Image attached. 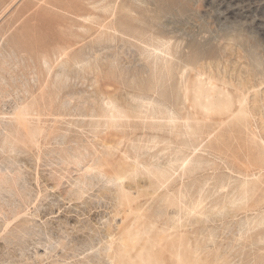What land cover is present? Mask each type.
<instances>
[{"label": "rangeland", "instance_id": "374dc122", "mask_svg": "<svg viewBox=\"0 0 264 264\" xmlns=\"http://www.w3.org/2000/svg\"><path fill=\"white\" fill-rule=\"evenodd\" d=\"M189 70L246 96L249 128L193 135ZM263 142L264 0H0V264H121L153 223L158 264H264Z\"/></svg>", "mask_w": 264, "mask_h": 264}, {"label": "bare ground", "instance_id": "6f19581e", "mask_svg": "<svg viewBox=\"0 0 264 264\" xmlns=\"http://www.w3.org/2000/svg\"><path fill=\"white\" fill-rule=\"evenodd\" d=\"M122 21L125 22V20ZM197 70L199 71V69ZM198 71L189 70V72H191L190 73L191 75L190 77L188 76V78L192 79L191 82H188L190 83L188 89H190L191 94L194 96L192 102V106L194 107V109L192 108V119L197 122L196 124L197 127H192L191 125H188L189 128L192 130V134L197 135L199 133H205V129L211 130L212 133L225 131L228 133V135L236 133L237 132L236 128L238 127L240 130L239 132H243L244 130H247L250 126V120L252 115L251 111L247 108L248 105L247 97L242 95V98L240 99L233 92V89L223 84L220 85L216 84L210 79L206 78L205 76L204 78L203 75ZM187 72L188 71H186V73ZM252 94L254 97L253 102L255 103L256 101L255 99L257 98L258 91L253 88ZM27 115H29V110L26 108L20 110L17 113L16 117H17L18 126H25V124L27 123V118H26ZM103 116H105V118H109V120L113 124L119 123L121 119L124 120V118H129V115L126 112L120 110L116 106L110 107L107 110V113L105 112ZM184 122L185 121H183V123ZM169 126L177 129L176 122L172 119L169 120ZM246 137L248 136L246 135ZM262 144L264 145V142ZM258 158L263 160L264 153H259ZM179 162L180 160L175 158V160L174 159L169 160V164L167 163L169 166L163 167V165L159 164V161L158 163H156V162H144V161L140 162L139 160H137V162H135L136 165L135 168L133 169V173L137 174L139 170L142 168L143 170L146 171V173L149 176L154 178L157 182L168 181V180L170 181V179L173 177L174 173L176 172L175 166ZM189 164L190 162L187 163L186 161L185 162L183 161L181 166H179L178 168L179 170H182V172L185 174ZM248 168L247 170H250ZM100 175L104 180H106V183L110 182L113 184H117L118 181L122 180L123 178H126V176L121 175L119 173L117 174L115 173L114 175L107 176L106 174L101 172ZM105 175L107 177H105ZM4 182H7V180L4 179ZM251 184H253V186H251ZM257 184H258L257 182L253 183L251 181L244 182L243 184L244 191L242 193L243 194L242 196L244 197L243 199H247L250 193H254L256 190L259 189ZM155 227H156L155 223H153L151 226L147 225L143 232H141L139 230V227L135 224L130 227L131 231L128 233L129 234L128 239L124 238L122 240L121 247L119 246L118 250L115 253V256L121 255L120 258V262H122L121 264H126L128 260L132 262L131 264L159 263L158 257L154 255L156 251V245H150L149 244L150 238L149 237L147 238L148 234H150ZM164 232L165 229L163 228L161 230V233L164 234ZM161 233L158 234V238H161V240H156V244H160V242L166 239V237L161 236ZM170 237H173V235H171ZM179 240H181L180 237L176 239V242H178ZM133 258H140L141 262L133 261ZM177 260L180 264L183 263V258L180 252L177 254Z\"/></svg>", "mask_w": 264, "mask_h": 264}]
</instances>
